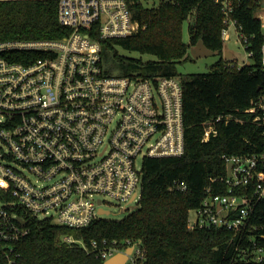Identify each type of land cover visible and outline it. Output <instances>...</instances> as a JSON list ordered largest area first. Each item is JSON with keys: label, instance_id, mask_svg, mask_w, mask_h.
<instances>
[{"label": "built area", "instance_id": "1", "mask_svg": "<svg viewBox=\"0 0 264 264\" xmlns=\"http://www.w3.org/2000/svg\"><path fill=\"white\" fill-rule=\"evenodd\" d=\"M56 1L58 21L69 35L0 40V264H17L16 245L31 232V219L82 228L102 218V210L109 214L110 202L120 211L135 209L143 160L185 152L180 80L111 74L102 61L95 34L121 38L140 28L131 1ZM214 1L224 13L222 39L230 28L239 33L230 18L232 0ZM255 1L264 32V0ZM261 56L264 65V44ZM244 113L264 135V98ZM231 121L243 118L226 113L209 121L202 141L218 134L217 124ZM222 159L231 165L230 174L211 181L224 179L227 192L207 187L201 206L190 210L187 227L231 230L239 240L229 264L261 263L264 246L251 233L257 227L250 219L264 199V147L258 154ZM174 186L186 189L185 183ZM62 241L78 243L103 261L128 248L124 264H145L147 257L139 242L129 240L103 239L100 245L91 240L88 246L64 235Z\"/></svg>", "mask_w": 264, "mask_h": 264}, {"label": "trees", "instance_id": "2", "mask_svg": "<svg viewBox=\"0 0 264 264\" xmlns=\"http://www.w3.org/2000/svg\"><path fill=\"white\" fill-rule=\"evenodd\" d=\"M133 19L140 29L129 36L95 38L101 43L106 71L118 68L121 75L177 77L183 94L184 148L181 156L151 157L142 162V193L135 209L121 220L103 218L82 228H70L51 220L31 219V232L18 241L17 264H103V258L88 253L78 243L62 241L64 235L84 240H129L145 249V264H229L236 254L239 236L226 228L188 229L191 209L201 206L207 187L224 194L228 185L225 155L253 154L264 147L261 128L244 113L264 98V65L261 49L264 32L255 15V0H232L230 18L239 26L240 39L248 62L231 66L223 55L221 30L224 13L214 0H163L155 8H146L141 0H130ZM188 21L189 43L182 40L183 21ZM141 27H145L144 29ZM70 29L58 21L56 0L0 1V40L59 39ZM202 40L216 52L218 61L202 73L177 72V65L194 58L190 45ZM120 49L136 52L127 57ZM143 55L154 59L147 61ZM242 116L243 122L216 125L218 134L202 141L204 126L221 114ZM224 178L223 182L213 178ZM176 183H185L180 190ZM250 225L257 227V241L264 246V199L255 206ZM247 264H264L248 262Z\"/></svg>", "mask_w": 264, "mask_h": 264}, {"label": "rangeland", "instance_id": "3", "mask_svg": "<svg viewBox=\"0 0 264 264\" xmlns=\"http://www.w3.org/2000/svg\"><path fill=\"white\" fill-rule=\"evenodd\" d=\"M161 1H163V0H141V3L146 8L147 7L148 8H155L158 6V4ZM190 20H191V17H188L187 19H185L183 21L182 40L185 43L190 42L189 41V33H188V25H189L188 21H190ZM141 28L144 29L145 27H141ZM239 35H240V33H236L234 28H230L229 29V37L227 38V40L225 42L226 45H224V47H223L224 53H223L222 57H224L226 60H228L230 65L233 64L235 66H238V65L240 66L244 62H248V60H249V57H247V53L245 51V48L239 39ZM191 46H194V45H190V47L188 48L189 54H190ZM119 51L122 55L127 56V57H139V54L136 52H127V51H124L122 49H120ZM225 51L231 52L232 56L225 57ZM142 59L147 61L148 59H154V57L151 55H143ZM219 59L220 58H218L217 55H210V56H202L201 58H198V59L188 60V61L184 62L183 64L177 65V72L179 74L202 73L204 71H207L209 66L212 65L213 63H215L216 61H218ZM118 71H119V69L114 67L113 69L110 70V73L111 74H113V73L117 74ZM106 200H108V199H106ZM105 208L107 210H109L110 213L109 214L108 213L102 214L101 217L103 219H107V220H112V221L121 220L128 213V211H120V209L118 208V205L117 206L114 205L113 202H110V204H108ZM191 216L193 217L192 211L189 212V217H191Z\"/></svg>", "mask_w": 264, "mask_h": 264}, {"label": "water", "instance_id": "4", "mask_svg": "<svg viewBox=\"0 0 264 264\" xmlns=\"http://www.w3.org/2000/svg\"><path fill=\"white\" fill-rule=\"evenodd\" d=\"M190 55L194 59L201 58L202 56L216 55V52L208 49L202 40H199L196 45L191 46ZM229 53H226L225 56H228ZM231 165L227 167V173L230 174ZM102 213H108L105 210H102ZM131 248L125 250V252H118L113 255L111 258L104 261L103 264H124L128 259L127 255L130 254Z\"/></svg>", "mask_w": 264, "mask_h": 264}, {"label": "crops", "instance_id": "5", "mask_svg": "<svg viewBox=\"0 0 264 264\" xmlns=\"http://www.w3.org/2000/svg\"><path fill=\"white\" fill-rule=\"evenodd\" d=\"M226 40H227V39L224 40V45H226V44H225ZM226 53H229L228 56H232L231 52H229V51H225V54H226ZM225 57H227V56H225Z\"/></svg>", "mask_w": 264, "mask_h": 264}]
</instances>
